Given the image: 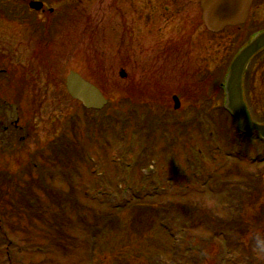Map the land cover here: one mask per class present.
Returning <instances> with one entry per match:
<instances>
[{"label": "rangeland", "instance_id": "rangeland-1", "mask_svg": "<svg viewBox=\"0 0 264 264\" xmlns=\"http://www.w3.org/2000/svg\"><path fill=\"white\" fill-rule=\"evenodd\" d=\"M41 1L55 13L0 0V264H177L168 253L174 241L159 227L171 219L195 264L199 251L204 264H243L251 256L264 264V248L245 252L218 238L220 245L207 223L191 231L180 214L182 207L196 217L210 209L218 213L214 219H225L223 192H230L229 202L233 198L226 183L254 182L253 172L262 174L264 203V163L251 164L264 157V143L239 139L232 119L218 111L230 62L264 28V1L252 7L244 27L219 35L206 30L199 0ZM72 71L97 85L110 105L93 113L72 101L65 87ZM245 90L253 119L264 121V53L251 63ZM178 93L184 108L175 114ZM20 95L19 108L10 107ZM208 113L212 121L205 120ZM13 123L21 131L17 139L5 132ZM141 125L149 136L136 129ZM60 138L52 153L49 145ZM192 169L211 177L198 182ZM137 187L143 195L116 210ZM139 203L162 205L154 228L133 225L132 206ZM253 209H246L247 222ZM94 225L107 229L97 242ZM260 226L246 237L223 232L235 245L257 244L264 238V222Z\"/></svg>", "mask_w": 264, "mask_h": 264}, {"label": "water", "instance_id": "water-1", "mask_svg": "<svg viewBox=\"0 0 264 264\" xmlns=\"http://www.w3.org/2000/svg\"><path fill=\"white\" fill-rule=\"evenodd\" d=\"M26 1V0H16ZM251 0H202L204 10L203 20L207 28L215 33L224 30L228 26H238L244 24L249 16ZM31 8L41 10L42 4H31ZM264 49V33L256 36L254 40L243 49L230 66L229 77L227 79V105L226 109L232 113L238 122L239 130L252 133L259 130L264 138V127L254 125L247 113L242 98V79L245 68L249 61ZM66 87L69 95L85 108L101 110L106 104L103 94L92 84L85 81L80 75L72 72L67 78ZM178 109L179 100L174 98Z\"/></svg>", "mask_w": 264, "mask_h": 264}, {"label": "trees", "instance_id": "trees-1", "mask_svg": "<svg viewBox=\"0 0 264 264\" xmlns=\"http://www.w3.org/2000/svg\"><path fill=\"white\" fill-rule=\"evenodd\" d=\"M264 210V208H263ZM260 220H262L263 222V219L260 218ZM235 222H230V223H235L232 228H236L237 226H239L241 229H243V232L241 233L242 235H245L246 233H253L254 229H255V226L254 224L251 225L249 224L248 222H245V221H239V222H236L237 220H234ZM219 222V224H224L229 230H231L230 228V223H229V220L227 221H222V220H218L217 223ZM210 223V221H209ZM212 225H214L213 223H211ZM219 225V226H220ZM211 226V225H210ZM213 231V230H212ZM213 237L214 238H217L219 236V234L216 233V231H213ZM184 245V244H183ZM190 250H184V249H180L178 248V250L175 251V254H176V257L175 256H170L171 260L176 262L177 261V264H189L190 261H192V264H195L193 260H191L190 256H188V253H189ZM193 257L194 260L197 262L199 261L200 264H204L206 261H205V255H204V252L202 251H199L196 255H194ZM171 261V262H172Z\"/></svg>", "mask_w": 264, "mask_h": 264}, {"label": "flooded vegetation", "instance_id": "flooded-vegetation-1", "mask_svg": "<svg viewBox=\"0 0 264 264\" xmlns=\"http://www.w3.org/2000/svg\"><path fill=\"white\" fill-rule=\"evenodd\" d=\"M29 3V2H28ZM28 3H24V4H22L24 7L26 6L27 7V5H28ZM1 124L3 125L4 124V122H3V120H2V122H1ZM5 125V124H4ZM11 125H12V127L13 128H11ZM9 127H5V132H9V133H11V132H13L14 133V137L17 139L18 137L17 136H19L20 135V130L18 129V127H17V125L15 124V123H13V124H11ZM11 131V132H10ZM15 139V140H16ZM19 139H21V138H19Z\"/></svg>", "mask_w": 264, "mask_h": 264}]
</instances>
